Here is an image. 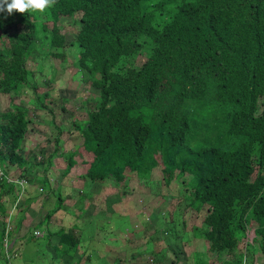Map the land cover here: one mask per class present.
Instances as JSON below:
<instances>
[{"label":"trees","instance_id":"obj_1","mask_svg":"<svg viewBox=\"0 0 264 264\" xmlns=\"http://www.w3.org/2000/svg\"><path fill=\"white\" fill-rule=\"evenodd\" d=\"M70 1L56 0L42 23L31 11H0L1 36L5 26L22 28L11 38L16 54L46 36L60 50L66 43L55 22L73 10L80 14L71 41L76 51L70 55L72 65L84 76L81 80L95 93L94 104L88 119L78 123L86 151L83 146L68 151L62 174H82L100 183L107 175L117 182L136 176L161 205L180 199L173 212L160 207V239L165 245L155 241L149 252L156 261L140 264L159 262L165 249H171L176 260L184 251L188 256L184 264H211L213 257L207 258L211 254L230 257L223 264H254L258 250L264 253V0H75L69 7ZM138 57H142L139 63ZM13 61L4 57V75L21 77ZM26 84L34 92L29 99L33 108L47 107V95L35 92L36 80L30 77ZM17 89L7 92L12 99L21 95ZM61 99L68 101L66 96ZM29 116L28 107L18 101H11L0 113V161L21 168L30 159L37 168L34 158L39 152L46 168L42 176H35L46 183L52 156L44 147L29 151L26 158L17 152ZM55 146L63 154L58 143ZM155 170L160 177L151 181ZM25 171L19 174L29 180ZM130 171L135 175H129ZM3 182L0 201L4 193L15 190ZM60 187L51 190L56 201L38 228L61 207ZM91 195L86 191L79 197ZM86 205L78 206L79 214ZM181 206L206 213L202 226L193 225L183 236L176 230L185 224ZM6 213L0 205V214ZM72 216L62 220L57 233L47 234L46 246H54L52 259L42 264H59L65 259L79 264L83 257L95 262L98 252L88 246L82 251L83 231ZM117 222L123 228L132 223L127 219ZM18 224L11 229L17 230ZM246 229L254 237L252 243L243 245ZM5 235L3 224L0 258L8 262L2 253ZM186 235L202 240L185 248L191 242ZM111 247H104L106 253L114 252L108 257L110 264H133ZM78 251L82 257L76 260Z\"/></svg>","mask_w":264,"mask_h":264},{"label":"rangeland","instance_id":"obj_2","mask_svg":"<svg viewBox=\"0 0 264 264\" xmlns=\"http://www.w3.org/2000/svg\"><path fill=\"white\" fill-rule=\"evenodd\" d=\"M77 25H79V22L76 14L70 18L60 19L58 21V26L62 27L61 32L65 34L68 39L73 36L72 33L76 31ZM70 51L71 48H69V52ZM141 60L142 58L138 57V63ZM72 61L73 58L69 57L65 63L60 64L61 66L59 68H55V79L48 87L52 96V100L49 103L56 104V113H58L59 106L61 104V96L68 97V101L64 104L65 111H61V113L53 116L64 126V140L61 146L63 154L57 153L50 155L52 156L50 159V168H47L46 171L49 181H46V183L41 177L35 176L36 173L38 176H42V170L46 168V162L43 163L39 161V152H36L35 156L36 161L38 162L37 170L34 167L32 169H26L25 173H29L32 178L30 186L24 184L21 187L26 190L23 197L26 198L28 202H34L35 199L36 204L34 203L32 207H28L26 211L30 212V210H32V214L28 213L29 217H26V219H24L26 211H24L23 208L11 210L12 220L8 223L5 221V217H0V221H5L8 231H10L6 246L7 248H10L12 253L17 252L16 255L13 256V254L11 255L7 249H3V255H5L9 261L6 263L0 258V264H42L43 262H49L52 259L54 246L51 245L50 247L45 244L48 235L44 237H35L32 233H30L31 230L28 228L42 220V218H44L43 216H45L48 212H51L53 204L56 201L54 192L51 190L58 188L59 186H61V196L63 199L62 205L55 210L53 217L49 220V223L45 221L40 229L46 227L47 229H50L48 230V233H52V231L59 229L63 225L62 220L68 221V215L75 216V218L72 216L73 222L77 223L79 228L83 231V237L80 240V247L82 248V251L84 250L85 252V249L88 246V248L90 247L94 251L98 252L96 256L93 255L95 262H86L83 257L79 264H110V259L108 257L113 255L114 252L108 251L109 253H106L104 248L105 245L112 246L111 248L114 249L115 252L122 251V254H124L123 256L130 260L133 264H140L144 260H147L150 263L152 260L155 262L156 260L154 259L152 252H149L151 247L152 249L154 248L153 243L158 241L157 244L159 246L164 247L165 245L160 239L162 230L159 228L161 223L158 217V212L160 211V207H165L166 211L173 212L180 199H176L174 202L168 200V204L164 203L161 205V202L154 199V193L151 194L150 192L144 190L143 187L146 186V183L143 182V179H137L136 176H134V172L131 171L129 172V175H133L134 177L127 180L125 179L124 182H117L114 176L107 175V178H105L102 183L89 181L82 174H62L66 165V159L64 156L66 157L68 155V151L82 147V144H76L82 142L81 137L77 136L74 138L75 133L71 132L69 125L73 121H77V119L82 120L83 118L88 117L89 108H91L94 103L89 101L92 99L94 94L86 81L83 82L82 80H79V74L76 72V67L72 65ZM29 67L34 68L35 64L31 63ZM38 91H42V88ZM33 94V91L26 89L23 92L21 99H18V102L27 106L29 113H32V115L29 116L31 123L28 124V127L30 125L33 126V122L38 123L37 121L38 118H40L41 113L44 114V112L39 113L40 110L37 112L34 111L35 109L33 106L27 102V99L33 96ZM85 98L89 99L88 102H82V100H86ZM47 102L48 100H45V103ZM9 105V98L7 96L0 97V113L7 110ZM42 125L48 126L50 123H44L38 125V127ZM26 134L25 144L24 142L22 143L20 153H25L27 150L36 151L38 149L36 141L43 140V138H39L40 136L31 133L30 130H27ZM83 148L84 151H86L84 144ZM45 151H47L48 154L52 153L54 151L53 145L46 144ZM77 165L78 162L75 166ZM8 170H13L15 174L19 172L17 167H10ZM154 174L156 177H152L151 181L155 179L158 180V177H160L159 173L156 175V170L154 171ZM122 185H124V188L126 189L125 192L122 191ZM86 191H90L92 195L89 196V198H80L79 194ZM160 191L162 193L165 191L162 186L160 187ZM19 195L22 197L21 189L18 196ZM13 197H15L14 193L7 195V199H11ZM1 203L2 202L0 201V205L2 206ZM81 203H87L83 214H79L77 209ZM6 206L7 202L3 201L2 207ZM182 206L180 208L183 211L185 224L178 225L176 227L177 232L180 233L181 236L190 232L193 225L201 227L202 220L206 214L202 209L199 212L194 213L191 207L185 210ZM23 214L24 217L21 220V223L23 222V224L18 226L16 231H12L10 227L12 226V228H14L18 218ZM113 217H115L114 220ZM119 219H127L132 223L125 225L123 228L121 227V224H118L117 222ZM158 220L159 224L157 223ZM144 221H146V223ZM105 223L106 226H104ZM3 224L5 226V223L3 222L0 224V228ZM26 224L28 225L26 226ZM155 224H157V227L159 228V232L157 233L154 232V228L156 226ZM99 232L102 233L100 234ZM21 233L22 236H20ZM153 233L154 236L152 237L151 235ZM186 237H188L191 242L187 247L185 246V248H189V246L192 248V243L196 244L197 241L202 240L197 235L195 237L192 235H186ZM14 238L17 239L14 240ZM87 239H89V241ZM56 240V235H53L51 241L55 242ZM250 240L251 237L248 236L245 242ZM241 242L242 240L240 243ZM240 243L239 245L241 247ZM161 251H164V258L155 264H184V260L188 257L183 251V253L178 255L179 260H176L175 258L177 257L174 256L175 254L171 249ZM131 254L136 255L137 257L133 258L131 257ZM80 255L81 253L78 251L74 254V258L77 260L82 257ZM209 257H213L210 261L211 264H223L225 260L229 261L230 259V257H226L225 254L218 257H215L212 254L210 256L207 255V258ZM62 262H64L63 264H70L66 263V259ZM62 262H59V264ZM51 264H58V262ZM124 264H128V262H125ZM254 264H264V253L261 249H259L256 254V261Z\"/></svg>","mask_w":264,"mask_h":264},{"label":"clouds","instance_id":"obj_3","mask_svg":"<svg viewBox=\"0 0 264 264\" xmlns=\"http://www.w3.org/2000/svg\"><path fill=\"white\" fill-rule=\"evenodd\" d=\"M74 1L75 0L70 1L69 7H71L73 5ZM55 2H56V0H0V11H6L8 14L13 13L14 11L19 12V13H25L27 11H31V13H32L31 15L36 14L39 18V22L42 23L43 21H45L46 11H49V9L52 6H54ZM75 14L77 15L78 22H79V15L80 14L78 12H76L75 10H73L71 12L70 16H68V17L70 18ZM68 17L59 18L55 22L56 28L60 31V35L61 34L63 35L64 42L66 43V46H64L60 50H57L56 45H53L51 39L46 36L45 39L42 42H40L39 44L26 45L25 47H23L21 53L16 54L13 50L11 38L15 33L21 32L22 28L18 29L17 27H14V26H5V27H3V32H2L3 36L0 35V97L7 96L9 98V103L11 101L16 102V101H18L19 98L22 97V94L26 89H29L32 91V87L28 86L26 84V81L28 80V78L33 77L36 80L37 86H36L35 92H38L39 96L47 95L45 97V100H48V102L45 103V100H44V103H45L44 105H46L47 107H42V108L34 110L36 112L40 110L39 113L44 112V114L41 113L40 118H38V121H37L38 123L33 122V126L30 125L27 130H30L31 133L40 136L39 138H43V140H37L36 141V146H38V147L43 146L45 149L46 144H52L53 145L54 151L52 153H49L48 155L60 153L59 150L55 151V147H56L55 144L58 143V146L60 148H62L61 146H62V142L64 140V138H63V133L65 131L63 129L64 126L59 122L58 119L54 118L53 116L58 114V113H61V111H65L64 104L67 101L63 102L62 99L60 98L61 99V104L59 106L60 111L58 110V113H56V107H55L56 104L49 103L52 100V96L50 94V89L48 87L50 86L49 84L52 83L53 80L55 79V71H56L55 68H59L61 66L60 65L61 63H65L69 57H72L70 55V53L76 51L74 49L75 45L71 44L73 36L68 39L66 37V35L61 32L62 27L58 26V21L60 19H65ZM49 24L51 26V23H49ZM79 25H80V23H79ZM79 25H77L76 27L78 28ZM76 31H77V29H76ZM76 31H74L73 33H75ZM48 32H51L50 28H48ZM7 37H10V38L8 39ZM69 48H71L70 52H69ZM6 50H8V53L3 54V52ZM65 51L69 52L68 55L66 53L65 55L61 56ZM58 53H60V54H58ZM4 57L8 61H11V58L14 59L13 66H14L16 72L18 71L21 74V77L16 78V77L12 76V78H11V77H6L4 75V71L1 69L3 66V63H4ZM31 63L35 64L34 68L29 67V65ZM76 69H77L76 72H77V74H79V77H80L79 80H81L82 77H84V76L80 72L79 68H76ZM11 79H14L13 83H11ZM11 86H13V87L9 88L8 91H5V89L7 87H11ZM17 87H18L17 95H19L20 92H21V95L12 99L11 93H7V92H10V91L16 89ZM40 88H42V91H38ZM90 89H91L92 93H94L92 88H90ZM33 96H34V94H33ZM29 99H30V97L27 99V102H29L28 101ZM88 100L87 99L82 100V102H88ZM89 101H91V100H89ZM33 107H35V106H33ZM30 115H32V113H30ZM86 119H88V117L83 118L82 120L77 119V121L75 120L69 125L71 132L75 133L74 138H76L77 136H80L81 140H82V136L80 134V132H81L80 125L78 126V123H79V121H84ZM27 120H28V123H27V125H28L29 123H31V120L29 119V117L27 118ZM48 122L50 123V125H48V126L42 125V126L38 127V125L48 123ZM75 123H77V126L75 125ZM27 130H26V132H27ZM26 135H25V139H26ZM25 139L21 142V146L17 149V152L23 157H25V155L26 156L29 155V151H32V150H27L25 153H20L22 143L24 142V144H25ZM27 141H29V140H27ZM79 144H82V146H83V142H80ZM35 156H36V154H35ZM34 159H36V158H34ZM37 166H38V163H37ZM10 167L11 168L17 167L19 169V172H20L23 169H25V170L27 168L32 169L34 166H32L30 159H28L27 163L23 164L21 166V168L18 164H10L9 162L2 164L0 161V180L4 181L3 183H5L6 185H14L15 190L18 189L16 191L14 190V192H11V191L6 192L2 196V198H4V201L7 202V206L4 208H6V212H8V213H6L4 215L0 214V217H5V221L7 223L12 220V211L11 210H15L17 208H21V209L23 208L24 211L27 210L30 202H28L27 200H24L26 198H24L23 195L26 192V190H24L21 187L24 184H27L28 186H30L31 178H32L29 173L26 174L25 172H24V174L28 175L29 180H28V178L21 176L19 174V172L17 174H15L13 170L12 171L8 170V168H10ZM35 169L37 170V168H35ZM20 189L22 191V197H20V195L18 196ZM10 193H14L15 197H13L11 199H7V195ZM17 196H18V198H17ZM1 202H2L1 204L3 206V200L2 199H1ZM34 202H35V199H34ZM21 217L23 218L24 214L21 215ZM21 217H19V219ZM5 221H3L5 223L4 228H5V233H6L5 238H4L3 249H7V251L11 255L13 254V256H15L17 252L12 253L10 251V248H7V246H6L8 239H9V235L7 236V233L9 234L10 231H8ZM48 223H49V220H48ZM11 227H10V229H11ZM60 228L57 230H60ZM28 229L31 230L30 233H32L35 237H44L48 234V230H50V229H47L46 227L43 229L38 228L37 223L35 225H31L30 228H28ZM57 230H55V231H57ZM55 231H52V232L55 234V233H57ZM248 236L251 237V240L245 242V240L248 238ZM253 237H254L253 232L251 230L246 229L245 238L242 242L243 245H244V243H252ZM2 253H3V250H2ZM3 257H5V255H3ZM5 259H7L9 261L8 258L5 257ZM6 263H8V262H6Z\"/></svg>","mask_w":264,"mask_h":264},{"label":"crops","instance_id":"obj_4","mask_svg":"<svg viewBox=\"0 0 264 264\" xmlns=\"http://www.w3.org/2000/svg\"><path fill=\"white\" fill-rule=\"evenodd\" d=\"M76 144H79V143H76ZM2 200L4 201V198H2ZM26 200V199H25ZM6 202V201H5ZM35 202H32V201H30V203H29V206L28 207H32V205L34 204ZM36 204V203H35ZM28 209V208H27ZM31 209H33V208H31ZM28 213L29 214H32V210H30V212L29 211H26V216H25V218L24 219H26V217H29L28 216ZM18 221H19V218H18V220H17V223L16 224H18ZM23 224V222L21 223V224H18V226H21ZM28 224H26V226H27ZM23 228V227H22ZM22 228H20V229H22ZM17 229H18V227H17ZM16 231V230H15ZM20 235V234H19ZM20 236H22V233H21V235ZM15 239H17V238H14V240Z\"/></svg>","mask_w":264,"mask_h":264}]
</instances>
